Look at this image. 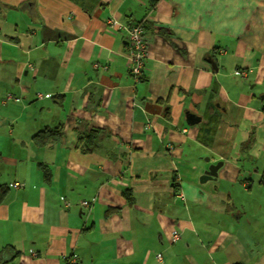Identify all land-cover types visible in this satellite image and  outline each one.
<instances>
[{"label": "crops", "instance_id": "0c3cea01", "mask_svg": "<svg viewBox=\"0 0 264 264\" xmlns=\"http://www.w3.org/2000/svg\"><path fill=\"white\" fill-rule=\"evenodd\" d=\"M262 96L264 0H0V264H264Z\"/></svg>", "mask_w": 264, "mask_h": 264}, {"label": "built area", "instance_id": "2783aa9c", "mask_svg": "<svg viewBox=\"0 0 264 264\" xmlns=\"http://www.w3.org/2000/svg\"><path fill=\"white\" fill-rule=\"evenodd\" d=\"M107 25L110 29L123 32V35H125V40L127 43L126 50L124 52V56L126 57L130 69L131 76L133 77L134 81L136 83L140 82L142 80V74L145 67V61L149 57V50L148 45L145 38L144 28L142 25H130V26H123L121 25L115 18H110L107 21ZM28 67H31V65H28ZM95 68H98V64H95ZM106 68V67H105ZM240 75L242 77H246L245 72H241ZM44 97L49 96H43L42 94H37L38 99H43ZM13 101L18 102L20 99L13 95L12 93H8L4 99V102ZM263 110H264V104H263ZM13 187L18 188L21 187V184L15 183ZM63 200V199H62ZM66 206H69L70 204L65 202ZM82 206L84 207H90L91 204L89 202L84 201L82 203ZM171 243L175 244L180 240V234L176 231H172L171 233ZM32 258H39V254L32 251L31 252ZM157 260L159 262H163V257L159 255L157 257ZM70 264H78L77 257L73 258V261H71Z\"/></svg>", "mask_w": 264, "mask_h": 264}, {"label": "trees", "instance_id": "16d2710c", "mask_svg": "<svg viewBox=\"0 0 264 264\" xmlns=\"http://www.w3.org/2000/svg\"><path fill=\"white\" fill-rule=\"evenodd\" d=\"M139 25H143L144 26V24H142V23H140ZM28 65H31V67H28ZM28 65H27L28 68H32L33 67L32 64H28ZM241 72H245V71H238V72H236V75L240 74ZM246 77H247V73H246ZM246 77H243V78H246ZM59 99H60V101H59ZM62 100H63V97H57L56 98V103L61 105V103H62L61 101ZM63 137H64V131H63L62 126H60V127H55V128H46L45 130H43L41 132H38L34 136L33 141H34L35 145L38 146V147H46V146L51 145V144L59 143L63 139ZM97 138H98V132H96V131H92L89 134H81V135H79V138H78L77 148L83 151L90 144H94L95 141L97 140ZM42 169H43V173H44V176L46 178V181L49 182L50 179H51V176H50V173H49L47 167L46 166H42ZM262 186H264V180H262ZM129 192L130 191L126 190L124 192V197L127 199L129 204L131 205V204H133V199H132V196H131V194ZM6 196H7V191L5 189H0V204L3 203V201L6 198ZM116 212H117V209H109V210H107L105 216L106 217L112 216Z\"/></svg>", "mask_w": 264, "mask_h": 264}, {"label": "water", "instance_id": "95a60500", "mask_svg": "<svg viewBox=\"0 0 264 264\" xmlns=\"http://www.w3.org/2000/svg\"><path fill=\"white\" fill-rule=\"evenodd\" d=\"M209 63H211V65H212L213 67H215L214 62H212V61L210 60ZM215 68H216V67H215ZM261 99L264 100V96H262ZM187 120H188L189 123L191 122V123H190L191 125H196V124H198V123H200V122L202 121L201 118L196 117V116H194V115H189V116L187 117ZM222 166H223V163H222V162H220V163H218V164H216V165H212V166H210L209 169H208V170L204 173V175L201 177L200 182H201L202 184H204V183H206V182L216 180V178H217V176H218V172H219V170L222 168Z\"/></svg>", "mask_w": 264, "mask_h": 264}, {"label": "rangeland", "instance_id": "374dc122", "mask_svg": "<svg viewBox=\"0 0 264 264\" xmlns=\"http://www.w3.org/2000/svg\"><path fill=\"white\" fill-rule=\"evenodd\" d=\"M261 189H262L261 191H263V192H264V188H263V186L261 187Z\"/></svg>", "mask_w": 264, "mask_h": 264}]
</instances>
